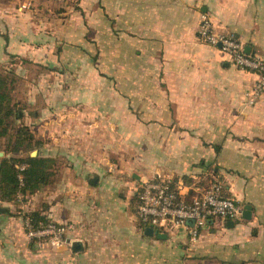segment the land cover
Returning a JSON list of instances; mask_svg holds the SVG:
<instances>
[{
    "label": "crops",
    "instance_id": "crops-1",
    "mask_svg": "<svg viewBox=\"0 0 264 264\" xmlns=\"http://www.w3.org/2000/svg\"><path fill=\"white\" fill-rule=\"evenodd\" d=\"M78 8L84 22L101 16L113 30L116 98L138 112L133 126L150 129L147 147L124 162L118 153L93 157L87 131L51 136L49 144L39 133L51 181L29 204L12 207L73 231L62 247L37 250L26 240L30 248L21 251L50 255L46 264H264V87L255 94L257 74L198 37L206 19L264 63V0H81ZM151 180L185 201L217 186L241 217L210 218L193 243L182 230L148 235L135 195ZM1 207L9 208L0 214L4 233L22 241V217Z\"/></svg>",
    "mask_w": 264,
    "mask_h": 264
},
{
    "label": "rangeland",
    "instance_id": "rangeland-1",
    "mask_svg": "<svg viewBox=\"0 0 264 264\" xmlns=\"http://www.w3.org/2000/svg\"><path fill=\"white\" fill-rule=\"evenodd\" d=\"M80 1L0 0V73L8 83L12 81L8 84L12 104L23 110V119H10V133L23 125L34 138L45 134L42 142L49 144L51 136L87 131L83 142L93 157L118 153L129 162L133 153L146 149L150 129L138 123L133 126L138 112L128 109L129 102H118L111 78L113 30H105L101 16L90 15L84 22L77 10ZM77 121L89 128L74 124ZM11 141L0 139V159L13 156ZM39 146L16 156H39ZM29 201V197L22 203L16 198L0 206L22 217V211L12 206ZM4 232L0 224V264L49 262L50 255L35 259L21 251L30 248L23 230L22 241Z\"/></svg>",
    "mask_w": 264,
    "mask_h": 264
},
{
    "label": "built area",
    "instance_id": "built-area-1",
    "mask_svg": "<svg viewBox=\"0 0 264 264\" xmlns=\"http://www.w3.org/2000/svg\"><path fill=\"white\" fill-rule=\"evenodd\" d=\"M198 37L212 46L219 47L236 67L256 73L258 80L254 86L255 94L263 89L264 63L246 54L244 46L239 41L215 34L206 19H203ZM15 169L16 180L19 187H22V172L25 170V165H17ZM24 198L26 196L17 195L21 203ZM139 200L136 218L142 225L170 233L182 230L192 243L196 241L199 231L210 218L232 221L239 219L242 212L241 207L234 200L220 194L217 186L185 201L169 184L151 180L143 184ZM189 222L192 224L189 225ZM22 229L26 240L35 249L44 250L47 247L57 248L69 244L68 235L73 231V226L51 221L34 223L29 217H24Z\"/></svg>",
    "mask_w": 264,
    "mask_h": 264
},
{
    "label": "trees",
    "instance_id": "trees-1",
    "mask_svg": "<svg viewBox=\"0 0 264 264\" xmlns=\"http://www.w3.org/2000/svg\"><path fill=\"white\" fill-rule=\"evenodd\" d=\"M78 11L80 9H77ZM12 84V81L9 80ZM7 78L0 73V139L6 138L11 141V153L13 156L0 159V202L11 203L18 194L29 197L41 187L50 183L52 177L53 161L49 158L39 156H26L19 158L16 155L20 151L31 150L40 145V141L32 137L26 126L20 125L10 133V119L20 121L23 119V110L12 104ZM25 165L22 172L23 186L19 187L16 180L17 165ZM140 192V191H139ZM137 203L136 210L140 204L139 194L135 195ZM29 217L34 223L45 222V218L38 212H27L22 218ZM137 217V216H136ZM201 231V230H200ZM199 231V232H200Z\"/></svg>",
    "mask_w": 264,
    "mask_h": 264
},
{
    "label": "water",
    "instance_id": "water-1",
    "mask_svg": "<svg viewBox=\"0 0 264 264\" xmlns=\"http://www.w3.org/2000/svg\"><path fill=\"white\" fill-rule=\"evenodd\" d=\"M245 52L248 53V49H246ZM34 154H36V153L32 152V155H34ZM92 183H94V181ZM245 210H246V208H245ZM7 213H8V209L0 206V214H7ZM246 216H247V213L243 212L242 217L245 218ZM188 224L191 225L192 222H189ZM146 234L155 235V237H157L158 239L165 238V235L159 234L151 228H148L146 230Z\"/></svg>",
    "mask_w": 264,
    "mask_h": 264
}]
</instances>
